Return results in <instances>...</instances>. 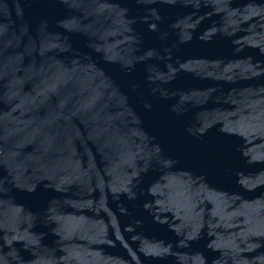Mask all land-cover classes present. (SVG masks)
Returning a JSON list of instances; mask_svg holds the SVG:
<instances>
[{
    "label": "water",
    "instance_id": "obj_1",
    "mask_svg": "<svg viewBox=\"0 0 264 264\" xmlns=\"http://www.w3.org/2000/svg\"><path fill=\"white\" fill-rule=\"evenodd\" d=\"M0 264H264V0H0Z\"/></svg>",
    "mask_w": 264,
    "mask_h": 264
}]
</instances>
